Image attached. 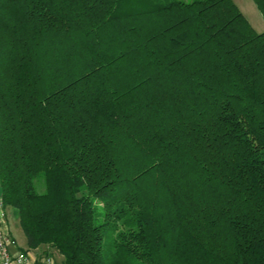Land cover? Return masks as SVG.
<instances>
[{
  "label": "trees",
  "instance_id": "obj_1",
  "mask_svg": "<svg viewBox=\"0 0 264 264\" xmlns=\"http://www.w3.org/2000/svg\"><path fill=\"white\" fill-rule=\"evenodd\" d=\"M0 196L62 264H264V31L233 0H0Z\"/></svg>",
  "mask_w": 264,
  "mask_h": 264
},
{
  "label": "built area",
  "instance_id": "obj_2",
  "mask_svg": "<svg viewBox=\"0 0 264 264\" xmlns=\"http://www.w3.org/2000/svg\"><path fill=\"white\" fill-rule=\"evenodd\" d=\"M6 211L0 196V264H56L49 253L37 252L31 254L27 250L10 251L16 240L5 225Z\"/></svg>",
  "mask_w": 264,
  "mask_h": 264
},
{
  "label": "rangeland",
  "instance_id": "obj_3",
  "mask_svg": "<svg viewBox=\"0 0 264 264\" xmlns=\"http://www.w3.org/2000/svg\"><path fill=\"white\" fill-rule=\"evenodd\" d=\"M233 2L238 6L241 12L245 15L249 23L257 32L264 31V17L259 10L258 6L256 5L254 0H233ZM8 220L10 227L12 228L17 241L21 244L22 249L25 250L26 247V238L22 228L20 227L18 220L14 216V214L9 213ZM24 247V248H23ZM52 247L48 245H41L39 249L36 251L41 252L43 249H51ZM53 249V248H52ZM51 249V250H52ZM52 251H55L54 249ZM31 254L34 251L29 250ZM55 259L57 260L58 264L61 263V255L55 251Z\"/></svg>",
  "mask_w": 264,
  "mask_h": 264
},
{
  "label": "crops",
  "instance_id": "obj_4",
  "mask_svg": "<svg viewBox=\"0 0 264 264\" xmlns=\"http://www.w3.org/2000/svg\"><path fill=\"white\" fill-rule=\"evenodd\" d=\"M9 213H11V214H14V216L16 217V219L18 220V218H17V216L15 215V212L13 211V209L12 208H10V207H7L6 208V218H5V225H6V227H7V229H8V231L10 232V234L14 237V239L16 240V244L15 245H13V246H11L9 249H10V251L11 252H15L16 250H23L22 249V246H21V244L17 241V238H16V236H15V234H14V232H13V230H12V228L10 227V224H9V220H8V215H9ZM19 223V222H18ZM26 238V237H25ZM24 248V247H23ZM25 249H30L31 251H34V253L36 254L38 251H36L37 249H39V248H28V246H27V242H26V247H25ZM62 257V256H61Z\"/></svg>",
  "mask_w": 264,
  "mask_h": 264
}]
</instances>
